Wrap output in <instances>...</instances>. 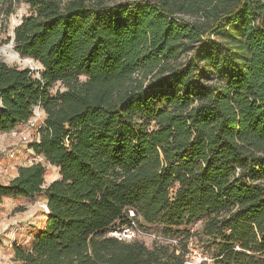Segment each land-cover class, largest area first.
<instances>
[{
  "label": "trees",
  "instance_id": "trees-1",
  "mask_svg": "<svg viewBox=\"0 0 264 264\" xmlns=\"http://www.w3.org/2000/svg\"><path fill=\"white\" fill-rule=\"evenodd\" d=\"M23 1L13 48L37 69L0 58V132L39 106L28 147L59 176L0 183L46 200L13 264H183L197 220L214 264H264V0ZM129 209L179 248L110 236Z\"/></svg>",
  "mask_w": 264,
  "mask_h": 264
},
{
  "label": "rangeland",
  "instance_id": "rangeland-1",
  "mask_svg": "<svg viewBox=\"0 0 264 264\" xmlns=\"http://www.w3.org/2000/svg\"><path fill=\"white\" fill-rule=\"evenodd\" d=\"M117 1L111 0L110 2ZM28 13V5L23 1L14 2V10L6 22V35L11 39L0 46V58L12 64L28 66L37 69L35 62L25 63L19 55L15 58L5 52V47L11 45L13 28L20 23L23 16ZM0 17L3 14L0 13ZM4 35V34H2ZM14 50V49H13ZM34 113L30 119L16 126L14 129L0 132V183H6L16 174L19 165L31 164L41 161L45 165L44 185L59 176L55 165L45 162L41 156L36 155L28 143L37 137V127L42 123L43 112ZM46 200L43 194L34 197H3L0 201V264H13V243L27 245L34 234L43 226L46 217ZM202 220H197L188 226L189 232L194 233L191 237L196 246L207 248L200 242L204 240L201 236ZM144 234L137 235L147 246L153 243H170L179 248V237H168L162 235L157 226L142 230ZM200 240V241H199ZM208 249V248H207ZM213 249H208L207 264H214L212 258Z\"/></svg>",
  "mask_w": 264,
  "mask_h": 264
},
{
  "label": "built area",
  "instance_id": "built-area-1",
  "mask_svg": "<svg viewBox=\"0 0 264 264\" xmlns=\"http://www.w3.org/2000/svg\"><path fill=\"white\" fill-rule=\"evenodd\" d=\"M39 106L34 107V113H40ZM128 216L131 218L129 223L113 227L109 230L108 234L120 242L131 241L134 238H137V235L144 234L142 229H140L134 219L135 213L132 209L128 210ZM187 252L183 260V264H207L208 258L206 253L196 246L193 242L192 237L190 236L187 239Z\"/></svg>",
  "mask_w": 264,
  "mask_h": 264
},
{
  "label": "bare ground",
  "instance_id": "bare-ground-1",
  "mask_svg": "<svg viewBox=\"0 0 264 264\" xmlns=\"http://www.w3.org/2000/svg\"><path fill=\"white\" fill-rule=\"evenodd\" d=\"M14 49V48H13ZM10 46H7V47H5V52L7 53V54H9L10 56H13L14 58L16 57V56H18V54L16 53V51L15 50H13ZM19 57V56H18ZM25 63H32V60H30L29 58H23L22 59Z\"/></svg>",
  "mask_w": 264,
  "mask_h": 264
},
{
  "label": "crops",
  "instance_id": "crops-1",
  "mask_svg": "<svg viewBox=\"0 0 264 264\" xmlns=\"http://www.w3.org/2000/svg\"><path fill=\"white\" fill-rule=\"evenodd\" d=\"M20 124H21V123H19L18 125H20ZM18 125H17V126H18ZM23 165H27V164H23ZM19 166H21V165H19ZM16 174H17V172H16ZM16 174H15V175H16ZM15 175H13L12 177H14ZM12 177H11V178H12ZM9 180H10V179H9ZM9 180H8V181H9ZM8 181H7V182H8ZM7 182H6V183H7ZM3 184H4V183H3Z\"/></svg>",
  "mask_w": 264,
  "mask_h": 264
},
{
  "label": "water",
  "instance_id": "water-1",
  "mask_svg": "<svg viewBox=\"0 0 264 264\" xmlns=\"http://www.w3.org/2000/svg\"><path fill=\"white\" fill-rule=\"evenodd\" d=\"M13 39H14V35H13V37H12V41L11 42H13ZM13 43H11V45H12ZM13 46V45H12Z\"/></svg>",
  "mask_w": 264,
  "mask_h": 264
}]
</instances>
